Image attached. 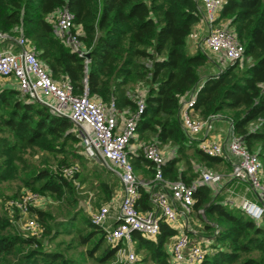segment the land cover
Segmentation results:
<instances>
[{
    "label": "trees",
    "instance_id": "1",
    "mask_svg": "<svg viewBox=\"0 0 264 264\" xmlns=\"http://www.w3.org/2000/svg\"><path fill=\"white\" fill-rule=\"evenodd\" d=\"M63 8L81 29L79 40L88 59L73 53L55 33L50 17ZM202 17L199 0H0V31L27 39L50 78L67 82L73 94L81 95L86 88L90 97L113 102L120 111H134V94L138 88L146 89L137 132L140 140L175 147V157L162 166L165 179L190 184L200 178L192 162L213 170L224 164L222 158L208 157L190 145L182 129L178 112L194 89H199L194 116L205 120L220 115L230 121L234 135L257 154L264 174V0L231 1L220 12L219 19L228 22L243 45L242 60L233 64L199 49L189 53L187 41ZM79 143L67 118L0 83V196L6 185L17 182L18 189L48 196L69 208L57 212L62 222L57 214L33 209L31 217L44 229L41 239H35L23 234L2 210V203L17 198L19 191L6 195L0 200V264L115 261L117 247L106 245L103 231L86 212V232L74 231L82 212L77 209L80 197L75 185L80 173L66 179L61 171L71 166L69 158L80 159ZM130 162L135 172L153 174V165L141 155L130 156ZM179 163L185 172H179ZM95 177L96 206H100L114 197V187L101 175ZM219 191L218 185L202 184L193 196L192 215L213 240L202 264H264V223L224 205L225 194ZM138 204L142 210L151 208L143 188ZM60 230L68 240L57 241ZM175 235L164 222L154 238L133 234L139 264H170L166 244ZM53 243L54 248L49 246ZM79 247L84 251L78 252Z\"/></svg>",
    "mask_w": 264,
    "mask_h": 264
},
{
    "label": "built area",
    "instance_id": "2",
    "mask_svg": "<svg viewBox=\"0 0 264 264\" xmlns=\"http://www.w3.org/2000/svg\"><path fill=\"white\" fill-rule=\"evenodd\" d=\"M203 6V19L208 26L204 42L198 46L217 58L219 62L233 64L243 58V45L238 40L228 22L219 19L222 8L235 0H199ZM54 19L57 37L73 53L85 58L88 51L79 40L81 29L73 24V15L67 9H59L50 17ZM13 41L18 51H0V80L10 82V87L29 102L38 103L53 115L67 118L75 126V132L88 158L103 162L119 181L118 194L109 202L93 207L96 196L88 191V215L90 222L104 233V241L110 247H117L113 264H137L134 251L133 234L151 239L160 231L164 222L176 231L168 247L170 264H202L211 250V244L191 243L189 232L182 220L192 214L194 193L199 185L215 186L220 176L202 171L200 178L186 184L182 181H169L163 177L162 166L166 163L159 144L149 139L140 140L137 124L143 113L146 89L138 88L134 94L135 110H118L113 102L104 103L90 97L84 88L81 95H75L65 81H53L46 68L37 58V53L30 42L23 37L11 38L0 31V45ZM199 89L191 91L182 101L178 115L183 131L190 140L210 126L220 115L202 119L194 116V106ZM228 121V120H227ZM230 138L227 145L203 139L197 149L208 157L222 158L230 154L235 163L232 165L230 178L246 183L259 195L260 202L242 199L236 205L227 199L224 205L238 208L245 216L258 224L264 223V174L259 158L250 152L242 139L233 133L230 121ZM141 155L153 165V174L149 180H142L130 162V156ZM66 179H71L78 172L72 165L62 169ZM79 189V184L75 183ZM154 186H160L155 191ZM81 188V187H80ZM149 195L150 209L142 210L139 206L140 189ZM52 204V199L39 193L25 190L17 198L7 199L2 203V210L13 219L14 225L26 236L41 239L44 229L31 217V211L44 210ZM118 205L116 214L111 218V209ZM17 219H14V217Z\"/></svg>",
    "mask_w": 264,
    "mask_h": 264
},
{
    "label": "crops",
    "instance_id": "3",
    "mask_svg": "<svg viewBox=\"0 0 264 264\" xmlns=\"http://www.w3.org/2000/svg\"><path fill=\"white\" fill-rule=\"evenodd\" d=\"M208 32V26L204 19L202 18L199 23H197L192 31L190 38L187 41V48L189 53L193 54L198 50L199 40L201 43L204 42V39ZM201 45V44H199ZM2 50H10L12 52H17L18 48L15 44L2 43L0 45V51ZM218 69V68H217ZM0 83L3 87H10V82L6 80H0ZM230 138V126L229 122L225 118L214 119L211 121L210 126L203 129V131L190 140V145H194L197 148V144L199 141L203 139L213 140L223 145H227ZM163 155L165 156L166 162L173 157H175V147L170 144H165L160 146ZM224 164H222L218 170L208 169L203 166H199L197 163L192 162L193 168L202 171L212 172L214 174H218L220 176V182L217 184L218 188H220V194H225V200L231 199L234 201L236 205H239L242 199H247L249 201L259 203L260 198L259 195L256 194L253 190L249 188L246 183H242L230 178V173L232 170V165L235 163V159L228 153L222 157ZM179 172H185L186 167L179 163L177 165ZM142 169L148 170L145 165L142 166ZM223 169V170H222ZM142 180H149L152 177V174L145 176L141 172H135ZM195 181V180H194ZM215 185V186H217ZM154 190H160V186H154ZM118 205L112 207L111 209V218L116 214ZM184 224V228L189 232L191 243H204L208 242L212 244V239L210 236H205L206 232L202 224L191 214L188 219L182 220ZM172 239V238H171ZM169 240L166 244V250L168 251V247L172 240Z\"/></svg>",
    "mask_w": 264,
    "mask_h": 264
},
{
    "label": "rangeland",
    "instance_id": "4",
    "mask_svg": "<svg viewBox=\"0 0 264 264\" xmlns=\"http://www.w3.org/2000/svg\"><path fill=\"white\" fill-rule=\"evenodd\" d=\"M199 44H201V46H202L203 43H201L199 40ZM199 44H198V46H199ZM79 145H80V143H79ZM79 156H80V159H78V158L70 159L69 158L71 166L76 165L78 172L80 173V177L78 180H76L75 183L79 184L78 195H79L80 199L78 201L77 209H81L82 212L77 217L76 222H75L74 231L76 233L77 232H86V224L84 223V218H86L85 207L88 210V205L86 203L87 198L85 197L84 193L90 191L95 196H97V199H99V186H98L99 184H98L97 178L95 176L101 175L102 179H104L106 182L112 184V186L114 187V194H115L114 196H116L118 194V189H119V184H118V181L116 179L115 174L113 172H111L110 169L103 162L92 160V159L88 158L86 156L85 151H84L82 146H81V149L79 151ZM51 159H53V158H51ZM16 183L13 182L10 185H6L4 187L3 195L0 196V200L4 201L6 195L10 196V195L14 194L16 192V190L19 191V194L26 190L24 188L18 189L17 188L18 186ZM29 191H31V190H29ZM10 199H13V198H10ZM92 205H93V207H95L96 205H98V203L93 202ZM65 209L68 210L69 208L67 209V206H65L64 203H62L61 201L59 202V201L52 199V204L49 205L48 207H46L42 211L57 214V212H59V210H61V212H63L62 210H65ZM193 218H195V217H193ZM63 220H64V218L61 215L57 214V221L62 222ZM88 229L90 230V228H88ZM60 233L61 234L57 238V241L69 239V236L67 234H65L63 230H60ZM97 238H98V235L95 237L94 240H96ZM49 246L54 248L55 244L53 243V245H49ZM134 246H135V244H134ZM103 247H106V245L104 243H103ZM84 249H85L84 247H79L78 252L84 251ZM137 257H138L137 264H139L141 257L139 255H137Z\"/></svg>",
    "mask_w": 264,
    "mask_h": 264
},
{
    "label": "water",
    "instance_id": "5",
    "mask_svg": "<svg viewBox=\"0 0 264 264\" xmlns=\"http://www.w3.org/2000/svg\"><path fill=\"white\" fill-rule=\"evenodd\" d=\"M85 58H87V59H88V58H89V55L87 54V55L85 56Z\"/></svg>",
    "mask_w": 264,
    "mask_h": 264
}]
</instances>
